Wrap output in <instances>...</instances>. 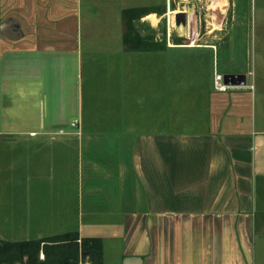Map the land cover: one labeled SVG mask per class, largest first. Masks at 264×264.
Listing matches in <instances>:
<instances>
[{
    "label": "crops",
    "instance_id": "1",
    "mask_svg": "<svg viewBox=\"0 0 264 264\" xmlns=\"http://www.w3.org/2000/svg\"><path fill=\"white\" fill-rule=\"evenodd\" d=\"M251 1L0 0V242L75 231L102 240V264H255L264 0ZM249 40V70L225 65ZM215 72L245 83L217 91Z\"/></svg>",
    "mask_w": 264,
    "mask_h": 264
},
{
    "label": "trees",
    "instance_id": "2",
    "mask_svg": "<svg viewBox=\"0 0 264 264\" xmlns=\"http://www.w3.org/2000/svg\"><path fill=\"white\" fill-rule=\"evenodd\" d=\"M151 44L145 41L139 46L154 47ZM40 252L43 259L39 258ZM80 259L87 264H102V240L80 237L74 231L40 239L0 242V264H77Z\"/></svg>",
    "mask_w": 264,
    "mask_h": 264
},
{
    "label": "rangeland",
    "instance_id": "3",
    "mask_svg": "<svg viewBox=\"0 0 264 264\" xmlns=\"http://www.w3.org/2000/svg\"><path fill=\"white\" fill-rule=\"evenodd\" d=\"M261 1L262 0H252L251 4L253 5V8L254 7L258 8V5L262 4ZM249 4H250V1H249ZM252 44H253L252 41L250 43V40H249L248 41V50L246 52L245 43L243 42V48H241V52H243V53L241 54V56H239L241 58L240 61L237 62V59H236L237 64H233V65H232V63H230L228 61V63H225V65H230L234 69H236V68H238L240 66L241 68H243V71L245 70V73H246L249 70V69H247L248 67H246V64H248L247 63V58L250 61V54H252V51L254 50V47H253ZM245 53H246V55H245ZM219 69H220V67H219ZM228 70H230V69H228ZM10 196H11L10 201L13 204L14 203V195L12 194ZM261 244L262 243H260L259 240H257V242H256V252H255V264H264V248H262ZM39 258H40V254H39Z\"/></svg>",
    "mask_w": 264,
    "mask_h": 264
},
{
    "label": "built area",
    "instance_id": "4",
    "mask_svg": "<svg viewBox=\"0 0 264 264\" xmlns=\"http://www.w3.org/2000/svg\"><path fill=\"white\" fill-rule=\"evenodd\" d=\"M239 83H232V82H225L224 76L218 72L214 73L213 77V88L217 91H227L231 88L239 87ZM74 124V123H73ZM44 255L40 252V259H43ZM77 264H87L86 262L82 261L81 259L78 261Z\"/></svg>",
    "mask_w": 264,
    "mask_h": 264
},
{
    "label": "water",
    "instance_id": "5",
    "mask_svg": "<svg viewBox=\"0 0 264 264\" xmlns=\"http://www.w3.org/2000/svg\"><path fill=\"white\" fill-rule=\"evenodd\" d=\"M225 82L245 83V76L242 74H226L224 75Z\"/></svg>",
    "mask_w": 264,
    "mask_h": 264
}]
</instances>
